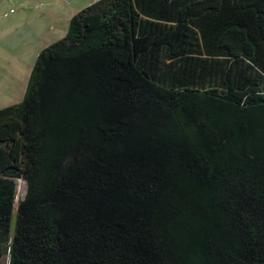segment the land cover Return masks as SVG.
<instances>
[{
  "label": "trees",
  "instance_id": "1",
  "mask_svg": "<svg viewBox=\"0 0 264 264\" xmlns=\"http://www.w3.org/2000/svg\"><path fill=\"white\" fill-rule=\"evenodd\" d=\"M129 2L123 46L107 18ZM195 97L264 107V0H99L73 17L0 110V259L264 264V127L245 151L203 153L180 118Z\"/></svg>",
  "mask_w": 264,
  "mask_h": 264
},
{
  "label": "rangeland",
  "instance_id": "2",
  "mask_svg": "<svg viewBox=\"0 0 264 264\" xmlns=\"http://www.w3.org/2000/svg\"><path fill=\"white\" fill-rule=\"evenodd\" d=\"M97 1L0 0V110L23 101L40 53L63 40L73 17ZM118 16L107 18L111 24L110 36L124 46L133 37L139 17L132 2L121 7ZM187 106L180 110V118L203 153H209L208 147L216 151L213 144L223 148L228 140L245 151L254 131L264 127V107L255 110L230 105L218 107L198 97L192 99L191 109ZM215 154L209 159L222 163V150ZM24 192L21 183L20 198ZM0 264H8V258L0 259Z\"/></svg>",
  "mask_w": 264,
  "mask_h": 264
}]
</instances>
